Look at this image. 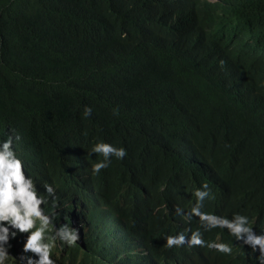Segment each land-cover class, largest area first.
Segmentation results:
<instances>
[{"label": "trees", "instance_id": "1", "mask_svg": "<svg viewBox=\"0 0 264 264\" xmlns=\"http://www.w3.org/2000/svg\"><path fill=\"white\" fill-rule=\"evenodd\" d=\"M192 1L0 0V140L14 138L57 226L77 229L57 264H256L218 228L202 238L231 256L164 246L200 226L175 209L201 184L202 210L264 219L228 208L264 192V0ZM97 138L127 154L93 175Z\"/></svg>", "mask_w": 264, "mask_h": 264}, {"label": "clouds", "instance_id": "2", "mask_svg": "<svg viewBox=\"0 0 264 264\" xmlns=\"http://www.w3.org/2000/svg\"><path fill=\"white\" fill-rule=\"evenodd\" d=\"M178 4H182L181 0H178ZM185 4H189L188 0ZM211 73L218 76L216 71ZM259 89L257 85L255 90ZM82 115L85 118L90 117L92 108L84 105ZM255 121L257 127L253 132L264 130V112ZM13 139L9 136L0 140V264H57L56 259L53 258L54 249L58 243L61 246H76L79 239L77 229L69 224L58 227L54 215L45 210L43 207L45 198L37 191L32 178L25 172L23 162L14 150ZM93 153L100 154L101 157L90 166L93 175L107 168L111 158L123 160L127 154L123 146H115L101 138H97L91 144L88 154ZM40 189L42 193L51 194L52 191L43 183ZM192 194L195 200L188 210L184 211L177 207L175 211L186 221L197 218L200 226L194 230L185 229L174 235L165 234L163 236L165 247L199 246L231 256L233 248L230 243L219 239L202 238L201 230L218 228L227 230L234 240L240 241L242 249L245 246L247 252L254 253L256 264H264V219L260 223L258 220L250 221L247 215L239 212H234L229 217L202 210L203 201L209 196L207 184L195 187ZM257 196L256 199L244 198L240 192H237L229 200L228 208L245 212L256 209L260 212L259 215L264 216V192ZM18 233L24 234L19 257L10 251V241Z\"/></svg>", "mask_w": 264, "mask_h": 264}, {"label": "bare ground", "instance_id": "3", "mask_svg": "<svg viewBox=\"0 0 264 264\" xmlns=\"http://www.w3.org/2000/svg\"><path fill=\"white\" fill-rule=\"evenodd\" d=\"M192 2H193V4H195L196 3V0H193ZM243 205H244V203H243Z\"/></svg>", "mask_w": 264, "mask_h": 264}]
</instances>
